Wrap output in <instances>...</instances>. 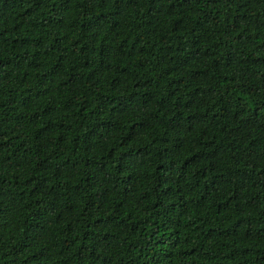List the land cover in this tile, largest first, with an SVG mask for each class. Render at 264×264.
<instances>
[{
    "label": "trees",
    "instance_id": "trees-1",
    "mask_svg": "<svg viewBox=\"0 0 264 264\" xmlns=\"http://www.w3.org/2000/svg\"><path fill=\"white\" fill-rule=\"evenodd\" d=\"M0 264H264V0H0Z\"/></svg>",
    "mask_w": 264,
    "mask_h": 264
}]
</instances>
